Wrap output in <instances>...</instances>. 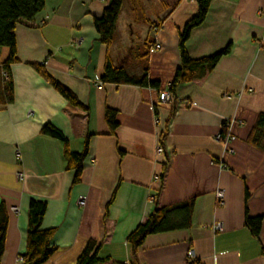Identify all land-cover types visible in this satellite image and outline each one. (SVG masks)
Instances as JSON below:
<instances>
[{
  "label": "crops",
  "instance_id": "obj_1",
  "mask_svg": "<svg viewBox=\"0 0 264 264\" xmlns=\"http://www.w3.org/2000/svg\"><path fill=\"white\" fill-rule=\"evenodd\" d=\"M108 2L45 0L33 20L16 26L18 61L10 66L14 101L0 103V202L9 214L1 264H22L31 199L47 202L42 228L57 229L51 243L58 250L44 264H76L90 239L102 243L101 257H109L98 264H264V151L247 140L264 112V0L211 2L187 51L192 58L229 44L231 51L203 78L178 86L164 145L161 135L173 100L161 102L160 92L181 66L179 29L197 14L198 3L164 2L153 15L161 22L154 34L144 7L125 0L108 49L94 24ZM139 11L146 17L141 33ZM147 37L153 42L147 44ZM155 39L162 44L158 50L151 49ZM108 54L131 76H142L147 67L160 89L102 82ZM8 56L3 47L0 63ZM36 63H44L88 109L71 106L37 72ZM108 107L117 111L114 133L105 118ZM231 120L241 123L231 126L233 138L225 144L216 137ZM47 123L64 133L74 152L84 149L90 135L80 183L73 185L62 142L41 132ZM167 163L161 184L155 175ZM188 201L194 203L191 225L148 235L133 256L128 236L156 202ZM247 211L263 217L258 236L245 224ZM219 223L221 231L215 229Z\"/></svg>",
  "mask_w": 264,
  "mask_h": 264
},
{
  "label": "trees",
  "instance_id": "obj_2",
  "mask_svg": "<svg viewBox=\"0 0 264 264\" xmlns=\"http://www.w3.org/2000/svg\"><path fill=\"white\" fill-rule=\"evenodd\" d=\"M139 3V0H133ZM198 3V12L190 18L185 25L179 29V47L181 53V66L178 68L173 81L168 85L170 92L173 93V105L171 113L168 117L165 130L162 132V145L168 133V127L175 115L178 104L176 97L177 88L181 83L194 81L203 78L211 71L219 62V60L230 53L231 44L223 50L201 58H192L186 47V43L190 37L192 30L202 24L207 16L209 7L213 0H196ZM125 0H109L105 6L102 16L95 17L94 24L99 39L109 49L115 41L117 23L122 13V8ZM175 6V5H174ZM45 0H0V51L3 47L9 48V56L3 61L0 68V103L7 105L14 101V85L11 77L10 66L18 61L17 58V40L15 29L19 22H29L43 10ZM153 22V21H152ZM154 26L153 23H151ZM157 29L161 27V22L158 20ZM153 42L151 37H147L146 43ZM143 54L141 58H145ZM37 72L51 84L63 97H65L71 106L83 108L85 106L77 97V95L66 85L55 79L47 70L44 63L33 64ZM2 70H5L9 75L6 80L2 75ZM104 83L115 84H134L139 86H150L160 89V82L151 80L148 73V68L143 69L142 76H131L128 74L126 67L122 64H115L110 54L107 56L105 72L101 78ZM106 121L114 133L119 122L117 120V111L113 108H107L105 113ZM41 132L45 135L53 136L59 139L64 147V158L66 168L74 170L73 185L80 183L84 167V160L89 152V138L87 137L84 149L81 152L71 151L69 140L64 133L52 123H47L42 127ZM248 142L255 147L264 151V112H261L248 136ZM168 163L164 166L163 178ZM164 182V181H163ZM162 189V188H161ZM249 195H247L248 198ZM193 201L182 202L171 206H160L156 202V207L149 218L139 224L128 236V243L131 247L133 256H136L139 247L145 241V238L153 233H159L178 228L189 227L191 225V214L193 210ZM47 210V202L37 199H31L29 203L28 213V237L27 247L21 255L22 264H44L58 250V247L53 245L52 239L55 236L56 228H42L43 218ZM9 223L8 208L5 202H0V264L5 252V242L7 236V228ZM263 223L262 216H251L248 211L246 213L245 224L249 227L252 233L259 235ZM102 248V243L90 239L77 259L76 264H98L103 263L109 257H101L99 252ZM196 264H199L196 262Z\"/></svg>",
  "mask_w": 264,
  "mask_h": 264
},
{
  "label": "built area",
  "instance_id": "obj_3",
  "mask_svg": "<svg viewBox=\"0 0 264 264\" xmlns=\"http://www.w3.org/2000/svg\"><path fill=\"white\" fill-rule=\"evenodd\" d=\"M153 32L154 34H156V32H158L157 26H153ZM162 47V44L160 43V41L158 39H155L154 43L151 46L152 50H158ZM1 64H0V68H1ZM3 76L5 77V79L7 80L9 78V75L7 74V72L5 70H2ZM174 99L173 93L170 92L169 88L166 87L165 89H163L160 92V100L163 103H171L172 100ZM239 122L241 123V121L238 120H231V121H227L224 126H223V130L217 135V140L220 142H223L225 144H228V142L233 138L232 134H231V126L236 123ZM158 152L162 153L163 152V147L159 146L158 147ZM24 174L22 172H19V177L23 178ZM155 181L160 182L161 184H163L164 178H163V172L156 174L155 175ZM217 196V200L219 201V204H223L224 203V193L222 190L217 191L216 193ZM79 203L84 204V197H81L79 200ZM215 229L218 231H221L222 225L219 223L215 226ZM21 261H22V257H20ZM194 264V263H192Z\"/></svg>",
  "mask_w": 264,
  "mask_h": 264
},
{
  "label": "rangeland",
  "instance_id": "obj_4",
  "mask_svg": "<svg viewBox=\"0 0 264 264\" xmlns=\"http://www.w3.org/2000/svg\"><path fill=\"white\" fill-rule=\"evenodd\" d=\"M166 1L167 0H139L138 5L139 7L140 6L144 7V10L147 11L148 16H150L154 20L155 18L153 17V15L155 11L158 10L162 6V4ZM136 14L139 17V19L142 20L140 22L141 25L140 24L138 25V27L136 28L137 29L136 31L137 33H141L142 31L141 27H142V24H144L143 22H144V19H146V17L142 13V11H139ZM152 23L154 24V26L157 24L155 20Z\"/></svg>",
  "mask_w": 264,
  "mask_h": 264
}]
</instances>
